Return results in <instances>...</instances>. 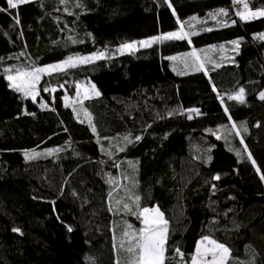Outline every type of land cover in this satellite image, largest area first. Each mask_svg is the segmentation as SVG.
I'll return each instance as SVG.
<instances>
[{"label":"trees","instance_id":"16d2710c","mask_svg":"<svg viewBox=\"0 0 264 264\" xmlns=\"http://www.w3.org/2000/svg\"><path fill=\"white\" fill-rule=\"evenodd\" d=\"M220 9L227 15H210ZM245 10L264 11V0H32L0 12V264H117L126 225L142 226L115 211L121 198L135 210L126 193L164 213L168 257L179 248L190 264L209 236L230 249L228 264H264V16L242 20ZM181 23L183 40L43 75L38 105L5 79ZM208 49L203 70L179 67L178 58ZM77 83L100 95L65 105ZM240 88L244 103L231 98ZM33 149L44 154L26 160Z\"/></svg>","mask_w":264,"mask_h":264},{"label":"snow or ice","instance_id":"6c2138e0","mask_svg":"<svg viewBox=\"0 0 264 264\" xmlns=\"http://www.w3.org/2000/svg\"><path fill=\"white\" fill-rule=\"evenodd\" d=\"M30 0H7V8L0 7V12L8 11L9 9H17L19 5L29 3ZM69 0H61V3L67 4ZM236 3H239L240 0H235ZM77 6H81L77 4ZM247 3H245V8H247ZM169 7L171 4L169 3ZM69 15L72 13L69 12ZM210 15H227L224 9H220L217 13ZM240 16V19H246V16L242 13H237ZM252 17L264 16V11L252 12L250 13ZM195 19V17H193ZM235 22V21H234ZM16 24H19V18H16ZM183 23H181L180 31L169 32L164 35H159L152 37L150 39H145L139 41V44L143 47H151L153 44L162 43L164 41H174V40H183L188 36L187 32L183 31ZM211 31V29H207ZM260 38L264 39V35ZM234 45L238 47L239 41H233ZM223 47V46H221ZM135 49V43H127L122 46L123 49ZM190 55L194 58V62L198 65L197 70L204 69V63L201 62L200 57L197 56L195 50H193ZM105 57V52L101 51L99 53H94L91 56H69L66 60L61 63L42 66V67H31V68H18L16 69L15 75H8V80L11 82V86L17 92L22 93L25 97H31L33 100L36 99V96L39 95L37 85L39 84L43 75H51L53 72L56 73H66L68 69H73L78 67L80 63H90L95 59H103ZM168 59L175 61L177 57H169ZM6 72H11V69H6ZM63 87V85H61ZM77 89L80 88V85H76ZM43 91L55 92V88H43ZM92 90L95 93V96H99L100 92L95 90V85H92ZM215 90V88H214ZM260 99L264 100V92H261ZM77 97L79 102L83 104L84 100L91 99V96L86 92L83 97H80L79 91H77ZM232 99L239 100L240 103H244V89L240 88L238 93L231 97ZM65 101L68 100V97L65 96ZM75 111V109H73ZM81 111L84 113V116L88 119L89 126L92 128V132L96 133V128L91 123V116L88 113L87 108H82ZM190 112H197V109H191ZM225 112H228V109H225ZM188 119H192V116L189 115ZM229 119L231 117L229 116ZM81 123L84 121L81 120ZM235 124L232 125L234 129ZM239 135V133H237ZM220 139L219 136L216 137ZM107 139V138H105ZM126 143H132V140L128 136L122 138ZM136 140H140L141 137L137 136ZM99 143V140H98ZM243 143V140H241ZM102 150L103 147H102ZM59 151V149H49L48 154L52 152ZM44 153H37L34 149L31 151H25L23 153L26 160L35 159ZM239 155V153H237ZM248 159H252L251 154H249ZM255 165V161H252ZM256 171L259 173L260 168H257ZM214 179L219 180L220 177L217 175ZM260 179L264 181V174L260 175ZM109 183H114L113 180H109ZM129 199L135 204V210L132 206L126 202H123L124 198L116 200V209L117 213L124 211L126 214L134 215L138 220H140L141 227L135 228L132 224H127L126 228L121 234V243L120 248L127 253L125 259V264H166V261H169V264H172L174 261L175 264H189V261L185 259V253H183L179 248H176L174 251L176 256L168 257L166 253L168 252V238H169V228L168 220L165 219L164 213L160 211L159 207H141L140 197L138 195L133 196L131 193H126ZM112 193H109L111 198ZM122 204V208L120 205ZM110 206L109 211H112ZM69 231L72 229L69 228ZM13 231L18 232L19 229H13ZM231 253L230 249L226 247L223 243L216 241L209 236H203L198 242L195 251L190 256V264H228ZM176 257L179 259L177 260ZM233 264H240L236 261L235 258H232ZM119 264V262H118Z\"/></svg>","mask_w":264,"mask_h":264},{"label":"rangeland","instance_id":"374dc122","mask_svg":"<svg viewBox=\"0 0 264 264\" xmlns=\"http://www.w3.org/2000/svg\"><path fill=\"white\" fill-rule=\"evenodd\" d=\"M32 1V0H30ZM250 11L248 10H245L243 12V14L246 16V18H249V19H252L254 17H252L250 15ZM259 17V16H257ZM180 31V30H179ZM188 37V36H187ZM186 37V38H187ZM147 39H150V38H147ZM142 40H145V39H142ZM142 40H137V41H133V42H129V43H135L136 44V48L135 49H123L122 51H120V49H122V46L119 47V48H116V49H110V50H104L103 52H105V58H108V57H112V56H116V55H122V54H125V53H134L136 50L138 49H142V48H147V47H143L139 44V41H142ZM192 52V51H191ZM190 52V53H191ZM99 53V52H98ZM190 53L186 56H182L180 58H178V61L177 63L179 64V67L183 69V72H190V71H194L195 69H197L198 65L194 62V58L190 55ZM197 56L200 57V60L201 62L203 61V58H206V57H209L213 51L210 49L206 50L205 52H197ZM93 54H89V55H81L80 57H84V56H91ZM99 60H102V59H95L93 60L92 62L90 63H94L96 61H99ZM61 63V62H59ZM90 63H80L78 66H82V65H86V64H90ZM57 64V63H55ZM53 65V64H52ZM54 73V72H53ZM46 75V74H45ZM8 75L5 77L6 81L9 83V87L11 89H13V87L11 86V82L8 80ZM79 84L80 85V88L77 89L76 85ZM75 84L74 86V92L72 95H69V93H67V97H68V100L67 101H64L65 105L69 104L70 106H74V105H77L79 103V98L77 97V91H79L80 93V97H83V95L87 92L91 97H97L95 96V93L93 92L92 90V85L91 83H77ZM37 89H38V85H37ZM14 90V89H13ZM96 91H98L96 88H95ZM39 91V90H38ZM20 93V92H18ZM24 98L32 101L34 104H37L38 105V97L39 95L36 96V99L33 100L30 96L29 97H25L22 93H20ZM78 147L84 151L85 153H87L88 155L92 156V157H96L97 156V149L95 146H93L92 144L90 143H83V144H79ZM200 241V240H199ZM198 241V242H199ZM198 244V243H197ZM127 257V253L125 251H123L120 247L119 249H117V253H116V263L118 264H125V259Z\"/></svg>","mask_w":264,"mask_h":264}]
</instances>
